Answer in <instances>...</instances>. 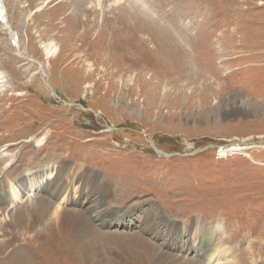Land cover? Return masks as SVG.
<instances>
[{"label":"rangeland","instance_id":"rangeland-1","mask_svg":"<svg viewBox=\"0 0 264 264\" xmlns=\"http://www.w3.org/2000/svg\"><path fill=\"white\" fill-rule=\"evenodd\" d=\"M0 8V264H264V0ZM47 164L55 179L21 193ZM72 168L69 234L50 213Z\"/></svg>","mask_w":264,"mask_h":264},{"label":"bare ground","instance_id":"bare-ground-1","mask_svg":"<svg viewBox=\"0 0 264 264\" xmlns=\"http://www.w3.org/2000/svg\"><path fill=\"white\" fill-rule=\"evenodd\" d=\"M119 1V0H118ZM2 8H0V15L2 14ZM2 23H4L3 25L4 26H8L7 27V29L9 30V32H10V34H11V36H13V38L12 39H15V37H16V33H14V31H13V29H12V27L6 22V20L4 19V17L2 18ZM16 39H18V38H16ZM57 47L56 46H52V45H49L48 47H47V45H45V51H46V53H47V56L49 55V54H52V53H54V52H57ZM2 76H0V79H1V81H2ZM6 86V85H5ZM9 87V86H8ZM2 157H3V159L5 158V162L6 161H8L10 158H11V155L10 154H4V155H2ZM12 159V158H11ZM8 163V162H7ZM63 164V163H62ZM47 165H49V164H47ZM55 165V164H54ZM50 166V169L48 168V167H46V168H43L42 169V171H41V173L40 174H37L36 176H31L30 174L31 173H28V172H26L25 174H23L25 177H23V180H21L22 181V183H23V186H24V189H22V191H21V193L23 192V191H29V189H26V183H25V181H27L29 184H30V187H31V190H35L36 188H38V187H42L43 185H44V183H47L49 180H51L52 178H54L55 179V177H56V175L55 176H53V174H54V170H56V172H57V169H55V167L53 166V165H49ZM69 169V166L68 165H66L65 166V168H64V171H66V170H68ZM68 172V171H67ZM28 173V175H26ZM63 173V172H62ZM76 172H74V169L72 168V170L69 172V174H67L66 175V179H67V181H65V183H62V185H61V187L58 189V191L55 193V195L58 197L59 196V199H58V201H57V203H54V204H56V205H54V209H52V211H51V217H52V219L56 222V224H58L59 225V228H61L60 230H61V232L62 233H69V234H71L73 231H74V229H75V227L77 228L78 227V223H77V219H75V217H72V216H69L66 212H60V210H61V208L62 207H65L66 206V204H67V202L69 201H71L70 202V204H72L73 203V198H72V194L71 195H69L68 193H69V191H74V195H77V189H80V188H82L83 190H85L84 189V187L81 185L80 186V188H79V186L77 187L76 186V183H78V179L80 180V176H79V174L78 175H76L75 174ZM64 174V173H63ZM33 175H34V173H33ZM95 177V176H94ZM53 179V180H54ZM29 180H32L33 182L32 183H30L29 182ZM64 181V180H63ZM76 182V183H75ZM97 182V181H96ZM54 183V182H53ZM75 183V184H74ZM8 184H9V187H8ZM101 184L103 185L104 183L103 182H101ZM42 185V186H41ZM102 185H99L98 187H96V189L98 190V189H100V188H102ZM53 186V185H52ZM58 187V186H57ZM107 188V187H106ZM13 190L12 189V184L11 183H9V181L7 180V179H3L2 181H0V203L1 202H3V200H4V203H6V205L7 204H12L13 202V200H11L10 201V198L8 197V190ZM49 189V188H48ZM53 189V188H52ZM80 190V191H83V190ZM104 189V188H103ZM105 190V189H104ZM79 191V192H80ZM13 193H14V195L16 194V192H14V191H12ZM84 192V191H83ZM53 193V192H52ZM13 195V196H14ZM31 195H33V194H31ZM54 195V194H53ZM79 195V194H78ZM18 197V196H17ZM30 197V196H29ZM75 197V196H74ZM32 200H34V199H32ZM23 202V201H22ZM29 202H31V201H29ZM24 203V202H23ZM65 203V204H64ZM74 203H76V202H74ZM21 204V203H20ZM32 204V203H31ZM22 205V204H21ZM63 205H65V206H63ZM98 205V204H97ZM34 206H36V205H34ZM48 207V206H47ZM86 208V207H85ZM65 210V209H64ZM105 209L104 208H100V206H98L97 208H95L94 209V212L93 213H101V212H103ZM3 211V210H2ZM18 211V210H17ZM72 211V210H71ZM8 212V211H7ZM27 212V211H26ZM73 212V211H72ZM6 213V212H5ZM5 213H0V222H3V221H5V218H7V214L5 215ZM20 213V211H18L17 212V217H18V215H20L19 214ZM69 213V212H68ZM75 213V212H74ZM92 213V212H91ZM4 214V216H2ZM14 214V213H13ZM78 214V213H77ZM94 214V215H95ZM15 217V216H14ZM95 217V216H94ZM97 217V216H96ZM51 219V218H50ZM17 223H20L21 224V227H19L18 229L20 230V229H23V231H26V232H32V227H30V226H28V222H27V220L25 219L24 220V216L21 214L20 215V217H19V219H18V221H17ZM197 223V222H196ZM168 224V223H167ZM13 225V227H14V225H15V223L14 224H12ZM77 225V226H76ZM193 226V224H189L188 226H187V228H188V230H190L191 229V227ZM175 227V226H174ZM194 227V226H193ZM145 228L146 229H149V230H151L152 232H153V234L154 235H159V228H160V226L155 222V221H153V220H150L146 225H145ZM197 230H199V229H197ZM79 231V230H78ZM200 231V230H199ZM203 231V230H202ZM60 232V231H59ZM60 232V233H61ZM201 232V231H200ZM61 233V234H62ZM173 233H177L176 232V228H175V231L173 232ZM168 234L169 235V239L171 238V239H174V234ZM152 234V235H153ZM207 234H208V232H207ZM206 234V235H207ZM200 237H201V235H200ZM212 237V236H211ZM209 239H210V237L208 238V242H207V244L206 245H210L209 244ZM34 241V240H33ZM43 241V240H42ZM40 242V241H39ZM8 244H9V242H7ZM3 243H0V262H5L6 263V258H8V257H5L4 259H2V252H4V250L6 249V245H8V244H3ZM43 244V243H42ZM27 245V244H26ZM31 246L30 247H32V248H35L36 246L34 245V244H30ZM15 250L16 249H18V248H14ZM95 250L97 249V247H95L94 248ZM93 247H89L88 246V244L86 243L85 244V242L81 245V246H79V253H80V256H82L84 259H87V261L91 258V255H92V252H93ZM53 253H55V252H53ZM209 253V251L208 250H203L202 251V254L205 256L206 254H208ZM212 253V252H211ZM19 255L18 256H21L22 255V258H21V260L22 261H19L17 264H27L28 263V255L27 254H25L24 255V253H23V251H22V249H21V251L18 253ZM212 258H213V255L211 254L210 255ZM211 258V259H212ZM209 259V258H208ZM210 259V260H211ZM187 264H190V263H187ZM227 264H235L234 263V261L232 260V261H228L227 262Z\"/></svg>","mask_w":264,"mask_h":264}]
</instances>
